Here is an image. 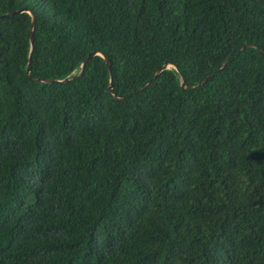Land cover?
<instances>
[{
    "label": "trees",
    "instance_id": "trees-1",
    "mask_svg": "<svg viewBox=\"0 0 264 264\" xmlns=\"http://www.w3.org/2000/svg\"><path fill=\"white\" fill-rule=\"evenodd\" d=\"M20 8L0 264H264V0H0Z\"/></svg>",
    "mask_w": 264,
    "mask_h": 264
},
{
    "label": "water",
    "instance_id": "water-1",
    "mask_svg": "<svg viewBox=\"0 0 264 264\" xmlns=\"http://www.w3.org/2000/svg\"><path fill=\"white\" fill-rule=\"evenodd\" d=\"M22 11H28V12H30L29 9L26 10L25 8H20V9H18V10H16V11H11V12H7V13H3V14H1V15H0V19H1V18H4V17H8V16H10V15H13L15 12H22ZM34 23H35V16H34L33 14H31V25H30V43H31V46L33 45L32 30H33V25H34ZM31 49H32V48H31ZM97 53H98V52H94V51H92V52H90V53L86 56V58H85V59L82 61V63H81V69H80L79 73H78L77 75H75L76 77H81V76L83 75L84 67H85L86 62H88V61L90 60V58H91L93 55L97 54ZM98 54H100V53H98ZM100 55L102 56V54H100ZM227 60H228V59H227ZM227 60L225 61V63L222 65L221 68H224V67H225V65H226V63H227ZM105 62H106V65H107V67H108L109 74H110V84H109V87H108V91L111 93V95H112L113 97H116L114 94H112V87H113L112 79H113V76H112V73H111L110 61H109L108 58H105ZM170 66H171V64H169V63H165V64H163L160 68H158V69L154 72V74H153V78L156 77V75H157L161 70H163V69H165V68H168V67H170ZM173 67H175V65H173ZM26 71H27V73H29V71H30V55H29V58H28V63H27ZM70 78H71V77H69V78H64V79H49V78H46V79H42V80H40V81H43V82H49V83H52V82L63 83V82H67ZM204 80H205V79H204ZM181 85H182L183 87H185V83H184V82H181Z\"/></svg>",
    "mask_w": 264,
    "mask_h": 264
}]
</instances>
